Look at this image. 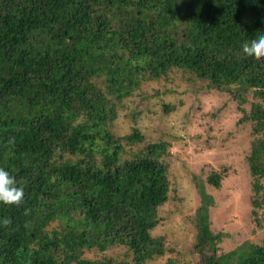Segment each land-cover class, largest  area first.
Listing matches in <instances>:
<instances>
[{
	"label": "trees",
	"instance_id": "1",
	"mask_svg": "<svg viewBox=\"0 0 264 264\" xmlns=\"http://www.w3.org/2000/svg\"><path fill=\"white\" fill-rule=\"evenodd\" d=\"M261 35L264 0H0V167L25 191L20 206L0 203V264L164 256L152 232L170 198L172 144L145 142L138 128L118 137L109 125L143 81L173 70L240 101L254 136L252 212L264 226V61L243 52ZM207 181L220 187L222 175ZM197 187L199 264H264V237L219 253L215 199Z\"/></svg>",
	"mask_w": 264,
	"mask_h": 264
},
{
	"label": "rangeland",
	"instance_id": "2",
	"mask_svg": "<svg viewBox=\"0 0 264 264\" xmlns=\"http://www.w3.org/2000/svg\"><path fill=\"white\" fill-rule=\"evenodd\" d=\"M187 75L173 70L169 77L143 81L138 90L117 104V117L109 125L118 137L138 128L145 142L165 140L172 144L170 198L159 210L161 223L152 232L162 237L167 251L146 264L200 263L201 256L193 252L200 182L215 199L210 207L212 228L225 236L219 253L247 240L261 243L264 237V226H257L252 212L254 178L248 161L254 138L251 124L239 121L240 101L230 93L209 89L203 81ZM248 96L252 100V94ZM167 105L174 108L167 110ZM250 105H245L248 110ZM213 171L222 175L220 187L207 181ZM263 211L258 210L260 219ZM122 252L112 250L110 254Z\"/></svg>",
	"mask_w": 264,
	"mask_h": 264
},
{
	"label": "clouds",
	"instance_id": "3",
	"mask_svg": "<svg viewBox=\"0 0 264 264\" xmlns=\"http://www.w3.org/2000/svg\"><path fill=\"white\" fill-rule=\"evenodd\" d=\"M243 52L248 57L257 61H264V35L243 44ZM25 197V191L18 185L15 176L11 175L3 167H0V203L20 206ZM10 220L4 219L3 224L8 226Z\"/></svg>",
	"mask_w": 264,
	"mask_h": 264
}]
</instances>
